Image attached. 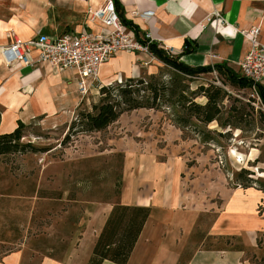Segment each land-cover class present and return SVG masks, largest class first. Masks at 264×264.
Here are the masks:
<instances>
[{"label":"crops","instance_id":"0c3cea01","mask_svg":"<svg viewBox=\"0 0 264 264\" xmlns=\"http://www.w3.org/2000/svg\"><path fill=\"white\" fill-rule=\"evenodd\" d=\"M106 1L0 0V48L10 45L16 38L29 41L40 35L59 38L83 31L104 33L106 30L101 25L91 23L89 14ZM120 2L127 19L137 24L144 34L151 35L150 40L158 42L161 48L175 50L181 57L186 40L196 44V53L180 59L191 67L224 64L240 73L239 64L250 50L245 33L258 27L264 44V0ZM214 11L220 12V21L213 17ZM145 12H153L147 21L140 16ZM138 53L121 52L114 56L101 66L97 83L109 86L119 76L140 77L139 68L148 63L150 54ZM109 81L113 82L107 84ZM83 102L75 70L55 74L49 66L11 67L0 55V135L13 133L20 122L25 126L38 122L50 131L66 124V132L82 111ZM174 137L177 138L176 132ZM118 150L124 153L122 148ZM124 156L118 199L89 202L91 206L86 209L89 218L81 221V230L69 237L65 247L48 248L40 264H89L95 244L116 204L150 209L127 264H241V248L231 250L209 244L203 249L209 237L225 245L232 232H226L223 214L216 216L204 234L203 218L210 210L207 199H203L205 189L197 186L200 179L179 177L183 169L179 170L174 164L169 168L170 158L163 168L158 164L162 159L160 154L127 152ZM20 262L21 254L12 253L0 264ZM102 264L116 263L106 260Z\"/></svg>","mask_w":264,"mask_h":264},{"label":"rangeland","instance_id":"374dc122","mask_svg":"<svg viewBox=\"0 0 264 264\" xmlns=\"http://www.w3.org/2000/svg\"><path fill=\"white\" fill-rule=\"evenodd\" d=\"M166 51L178 55L175 50ZM147 61L139 68L141 76L137 79L149 81L155 76L159 81L170 82L172 68L151 55ZM127 79L119 76L112 85ZM185 84L192 91L210 85L228 91L231 98L224 101L223 111L244 106L248 117L241 126L243 130L196 123L226 134L213 133L212 140L203 141L202 128H196L194 119L186 127L175 123L173 110L165 104L126 113L101 132H81L78 128L68 139L71 125L66 132V124L53 131L38 122L26 126L22 144H30L37 151L29 148L26 153L0 156V263L6 255L19 253L20 264H40L48 248L65 247L69 237L81 230V221L89 218V202L118 199L124 154L139 152L160 154L158 164L163 168L170 158L169 168L174 164L183 169L179 176L182 179H200L197 186L205 189L203 199H207L210 210L203 218L204 234L216 216L225 215L226 232H232L227 237L230 240L226 239L224 245L209 237L203 249L210 245L241 248V264H264V134L249 123L264 107L257 99L254 101L253 89L232 87L219 74H205L188 79ZM95 86L84 98L81 112L91 111L99 102L100 89ZM148 95L141 91V100ZM195 101L203 105L206 98L199 96ZM227 118L226 112L223 122ZM230 120L235 122L233 117ZM121 148L124 153H119Z\"/></svg>","mask_w":264,"mask_h":264},{"label":"trees","instance_id":"16d2710c","mask_svg":"<svg viewBox=\"0 0 264 264\" xmlns=\"http://www.w3.org/2000/svg\"><path fill=\"white\" fill-rule=\"evenodd\" d=\"M111 1L121 23L134 32L136 39L148 47L150 54L172 68L173 73L169 83L159 81L158 78L152 76L149 81L144 78L128 79L122 84L103 86L100 89L99 102L92 106L91 111L78 113V117L71 124L67 139L78 128L82 129L81 132H101L116 123L126 113L138 109L159 108L163 104L173 110L175 123L177 122L186 127V125L192 124L194 119L193 123H195L196 128H202L200 133L203 141L212 140L211 135L213 133H218L220 136L226 135L219 131L212 132L207 128L204 129L203 126L211 123H217L223 130L229 128L243 130L241 126L248 117L244 106H232L227 111H223L224 101L231 98L228 91L213 85L209 87L200 86L192 91L185 82L188 79H193L201 74H210L213 70H216L229 85L246 90L253 89V84L249 79L224 64L200 67H191L185 64L180 60L181 57L196 53L198 50L196 44L192 45V42L186 40L182 56L171 55L161 48L158 42L146 39V34L143 33L140 27L127 19L120 0ZM141 91L149 94L144 100L140 98ZM255 92L259 96V102L264 107V87L257 86ZM199 96L206 98L205 104H198L195 101ZM252 110H255V108H252ZM226 112L229 118L223 122ZM231 117L235 119V122H231ZM196 123L203 126H197ZM249 123L252 124L254 129L261 131V135H263L264 110H257L255 117ZM25 129L26 126L20 122L13 133L0 135V156L26 153L29 148L35 152L37 151L30 144H22ZM243 173H247V171ZM149 215V208L116 204L95 244L89 264H102L106 260L116 264H127ZM226 239L230 240V238Z\"/></svg>","mask_w":264,"mask_h":264},{"label":"built area","instance_id":"2783aa9c","mask_svg":"<svg viewBox=\"0 0 264 264\" xmlns=\"http://www.w3.org/2000/svg\"><path fill=\"white\" fill-rule=\"evenodd\" d=\"M152 15L153 12H145L140 16L147 21ZM220 15L219 11L213 12V17L217 21L221 20ZM89 19L91 23L101 25L106 32L94 34L83 31L59 38L40 35L29 41L16 38L10 45L0 48L3 62L11 67L37 69L49 66L55 74L75 70L78 90L85 98L97 85L96 82H99L101 66L114 56L121 52L150 54L148 47L136 39L134 32L121 23L111 0H107L98 10H91ZM245 37L250 44V50L239 64L240 73L252 82L253 97L260 101L255 92L257 86L264 87V44L260 40V29L252 28L245 33ZM146 39L150 40L151 35L146 34ZM150 55L154 58L152 54ZM210 74L218 75L216 70ZM202 75L205 74L198 77ZM119 83L122 84V81ZM95 87L101 89L103 85Z\"/></svg>","mask_w":264,"mask_h":264},{"label":"bare ground","instance_id":"6f19581e","mask_svg":"<svg viewBox=\"0 0 264 264\" xmlns=\"http://www.w3.org/2000/svg\"><path fill=\"white\" fill-rule=\"evenodd\" d=\"M113 81H109L107 84H110V83H112Z\"/></svg>","mask_w":264,"mask_h":264}]
</instances>
